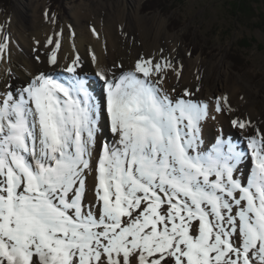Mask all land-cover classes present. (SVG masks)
<instances>
[{
  "label": "snow or ice",
  "instance_id": "6c2138e0",
  "mask_svg": "<svg viewBox=\"0 0 264 264\" xmlns=\"http://www.w3.org/2000/svg\"><path fill=\"white\" fill-rule=\"evenodd\" d=\"M47 43L58 67L60 41ZM81 66L0 93V264H264V131L233 119L255 129L247 151L222 135L205 150L202 122L234 111L227 96L210 109L170 95L172 62L141 57L96 72L97 99Z\"/></svg>",
  "mask_w": 264,
  "mask_h": 264
},
{
  "label": "bare ground",
  "instance_id": "6f19581e",
  "mask_svg": "<svg viewBox=\"0 0 264 264\" xmlns=\"http://www.w3.org/2000/svg\"><path fill=\"white\" fill-rule=\"evenodd\" d=\"M122 1L112 2L111 9H107L106 4L104 10L107 9V15L102 21H83L87 18L86 11L83 6H78L72 13L73 22L77 26L68 32L56 31L52 21L48 20L49 15L45 16V1L20 0L15 16L17 21L12 20L9 30L3 27L5 21L0 15V41L8 37V47L0 54V93L6 90L7 85H11L14 91L39 72H52L54 67L53 74L58 69L63 71L65 65L79 56L82 66L78 71L88 79L90 90L97 99H101L104 93L103 82L95 75L96 72L118 76L121 71L132 69L141 57L155 60L166 58L176 69H167L168 74L162 85L170 95L182 94L188 88L195 93L197 100L208 103L210 109L214 108L217 97L227 96L234 109L233 112L224 113L213 110L211 115L216 118L202 122L204 147L209 145L211 149L222 135L224 139H231L240 149L247 151V138L255 134V129H238L231 124V120L238 118L251 121L255 128L264 131V105L259 110L255 108L259 99L258 90L243 83L227 67L224 57L217 61H206L201 56L191 57L190 52L185 53L178 44V35L169 33L167 22L161 21L158 16L132 15V4H137L136 10L139 12L141 0H129L125 5ZM28 14L34 16L33 21H24ZM50 37L53 41H60L57 50L58 67L48 63V57L54 50V44L47 43ZM93 54L97 57L96 63H93ZM197 88L200 89L198 92ZM101 136L102 139L112 140L110 132L104 131ZM241 171H250L249 161L244 162ZM94 183V176H89L87 196L90 201L95 199L92 190Z\"/></svg>",
  "mask_w": 264,
  "mask_h": 264
},
{
  "label": "rangeland",
  "instance_id": "374dc122",
  "mask_svg": "<svg viewBox=\"0 0 264 264\" xmlns=\"http://www.w3.org/2000/svg\"><path fill=\"white\" fill-rule=\"evenodd\" d=\"M44 1V12L49 15L48 20L52 21L56 31L68 32L77 26L72 13L78 6H83L86 11L87 18L83 21H102L112 2L118 0H40L42 3ZM232 1L141 0L139 12L136 10L137 4L133 2L131 13L149 17L156 15L161 21H166L167 31L178 35L179 46L185 53L190 52L191 57L201 56L206 61H217L224 57L227 67L243 83L258 90L259 99L255 108L259 110L264 105V0H250L251 9L245 15L232 11ZM19 2H0V15L5 21L3 27L6 30L11 28L13 19L17 21L15 16ZM122 2L125 5L129 0ZM106 4L108 7L104 10ZM33 18L28 14L24 21H33ZM56 73L63 71L58 69ZM204 148L209 149V145Z\"/></svg>",
  "mask_w": 264,
  "mask_h": 264
},
{
  "label": "trees",
  "instance_id": "16d2710c",
  "mask_svg": "<svg viewBox=\"0 0 264 264\" xmlns=\"http://www.w3.org/2000/svg\"><path fill=\"white\" fill-rule=\"evenodd\" d=\"M8 2V0H0V2ZM230 7L233 12L240 11L243 15H245L248 12V9L250 10V0H233L230 4ZM157 7H154L156 9Z\"/></svg>",
  "mask_w": 264,
  "mask_h": 264
}]
</instances>
